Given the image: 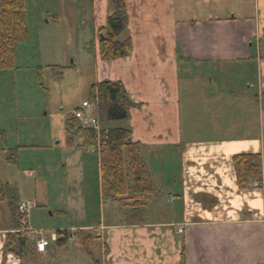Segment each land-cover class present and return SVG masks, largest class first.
I'll list each match as a JSON object with an SVG mask.
<instances>
[{
  "label": "crops",
  "instance_id": "obj_1",
  "mask_svg": "<svg viewBox=\"0 0 264 264\" xmlns=\"http://www.w3.org/2000/svg\"><path fill=\"white\" fill-rule=\"evenodd\" d=\"M125 1L135 2L141 18L133 31L128 26L132 54L108 63L111 70L104 69L97 48L94 61L100 76L95 80L121 82L133 102L140 104V109L130 110L131 140L142 146L158 190L156 198L138 212L108 203L92 219L87 202L96 209L102 200L99 156L83 145L82 137L75 139L72 148L55 142L61 153L54 156L56 170L43 176L39 159L21 164V154L30 146L17 140L15 147L1 146L6 135L0 131L2 183L11 191L15 205L31 201L34 210L52 199V185L58 179L61 185L54 192H65L67 201L68 213L62 210V214L74 219L58 231L98 235L101 264H264V0H206L200 8L218 15L180 23L174 0ZM151 16L159 18L152 27L146 22ZM138 28L141 34L148 33L147 38L137 39ZM181 60L199 67L214 68L219 63L226 70L239 66L242 91L229 83L215 84L213 71H208L191 75L190 94V87L181 85ZM183 92L188 99L198 92L196 98L204 101L203 111L211 116L208 125H203L205 131L199 126L204 118L186 120ZM184 124L189 132L182 128ZM107 126L103 123V128ZM12 150L16 158L9 161ZM244 154L260 155L261 187L250 185L241 190L236 185L231 159ZM89 168H94L92 184ZM10 201L0 203V264H24L30 258L45 264L57 241L39 254L27 234L21 233L30 247L24 253L15 246L4 250L7 236L16 240L19 233L11 218ZM179 227L183 231L176 234Z\"/></svg>",
  "mask_w": 264,
  "mask_h": 264
},
{
  "label": "rangeland",
  "instance_id": "obj_2",
  "mask_svg": "<svg viewBox=\"0 0 264 264\" xmlns=\"http://www.w3.org/2000/svg\"><path fill=\"white\" fill-rule=\"evenodd\" d=\"M204 3H207L206 0H174L177 22L191 19L202 20L208 18L210 14L211 17L218 15L216 11H205L200 8ZM108 4L107 0H24L29 22V39L25 44L17 47L12 68L0 70V131H4L6 135V142L4 139L2 142L0 139V142L1 146L6 143L10 148L15 147L16 140L22 146H30L21 154V164L29 163L33 158L39 159L43 176L46 175L44 173L49 174L56 170L57 159L54 156L61 153L54 145L58 141L65 142L63 131L65 119L89 101L90 88L96 82V77L100 76L94 59L97 55L98 31L105 26ZM128 8L130 12L128 24L133 31V28L139 27L141 18L138 17L134 1L127 4ZM158 21V16H151L146 20L151 27ZM135 35L138 40H144L148 33L141 34L138 28ZM152 38H155V35ZM189 62L181 60L179 69L181 85L190 87L188 88L190 94L194 84L191 75L208 71H213L214 77H211L215 84L229 83L242 91L241 79L238 76L239 66L230 65V68L226 70L219 63L213 64V68L210 65L199 67L195 62L188 65ZM102 63L104 69L111 70L113 67L108 63ZM52 68H64L63 77L60 80L56 81L53 78ZM184 68L187 70V75L183 74ZM40 69L43 75L42 84L39 82L38 75ZM197 94L194 93L193 96L191 95L192 98L188 99L183 92L181 105L183 114L184 111L186 113V120L196 121V119L204 118L202 119L204 122H201L199 126L205 131L203 125H208L211 116L208 117V114L203 111L201 103L204 101L196 98ZM222 109L225 113V108ZM104 125H108V128L123 126L118 122L104 123ZM182 128L187 132L190 130L188 124H184ZM207 133L205 132L204 135ZM147 163L152 171L155 170V167ZM93 172L94 168H89L87 175L91 184L95 183ZM59 182L56 179L52 185L51 179L50 186H53L55 195L44 206L36 205L29 215L31 228L35 232H43L47 238L51 233L56 236L59 229L69 227L74 221L70 215L62 214V210L67 213L68 210L66 193L54 192V188L60 187ZM90 187L89 192L92 193L94 186ZM43 194L47 193L43 192ZM87 203V211L90 210V216L93 219L98 216L99 209H104L108 203L116 202L111 197L103 198L96 209L93 208L94 203L91 206V203ZM118 206L123 207L119 204ZM4 215L1 217L4 218ZM74 232L69 234L68 241L63 245L59 247L56 244L53 245L52 253L45 264H91L86 252L78 246ZM26 236L31 240L32 236ZM96 242L97 240L92 251L99 258ZM99 247H101L100 244ZM24 264L40 263L30 258L29 261H24Z\"/></svg>",
  "mask_w": 264,
  "mask_h": 264
},
{
  "label": "trees",
  "instance_id": "obj_3",
  "mask_svg": "<svg viewBox=\"0 0 264 264\" xmlns=\"http://www.w3.org/2000/svg\"><path fill=\"white\" fill-rule=\"evenodd\" d=\"M105 26L98 31V56L100 61L110 63L114 60L129 57L132 54V41L128 33L129 15L125 0H108ZM28 17L24 8V0H0V70L11 69L16 56V49L29 39ZM122 34V35H121ZM119 37V39H118ZM54 68V67H53ZM52 68V69H53ZM63 69H53L56 81L63 77ZM42 84V70L38 71ZM89 102L95 104L97 119L103 123L118 122L121 127L103 128L99 134L80 126L75 110L64 121L65 145L74 147L75 139L83 138L87 148L99 147V179L102 198L111 199L128 211L138 212L158 195L148 166L145 164L141 144L131 140L132 131L129 126L130 110L140 109L127 94L124 84L118 81H99L92 84L89 91ZM264 100V95L262 96ZM3 139V137H2ZM10 151L9 161L16 158V151ZM232 166L236 185L246 189L253 181L262 179V160L259 154L233 155ZM11 191L0 179V203L11 199L9 208L14 228L18 229L17 205L11 198ZM61 238L57 245L68 241V232L58 231ZM74 237L91 264H101L92 248L97 240L84 230L75 231ZM15 247L24 253L30 246L24 234L18 233L17 239L7 236L4 250L8 252Z\"/></svg>",
  "mask_w": 264,
  "mask_h": 264
},
{
  "label": "built area",
  "instance_id": "obj_4",
  "mask_svg": "<svg viewBox=\"0 0 264 264\" xmlns=\"http://www.w3.org/2000/svg\"><path fill=\"white\" fill-rule=\"evenodd\" d=\"M94 103L88 102L82 104L77 112L76 118L79 121L80 125L86 129H91L96 134H99V121L93 115ZM260 182H254L253 187L258 188L261 186ZM33 209V203L31 201H21L17 205V215H18V226L19 232L26 233L31 237L35 251L39 254H43L46 251V248L49 244V239L45 236L43 232H35L29 224V215ZM178 233L182 232V229L177 230ZM51 239H54V236H51Z\"/></svg>",
  "mask_w": 264,
  "mask_h": 264
}]
</instances>
